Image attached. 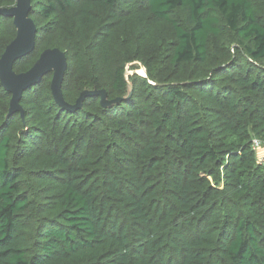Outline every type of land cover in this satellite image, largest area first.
Returning a JSON list of instances; mask_svg holds the SVG:
<instances>
[{
  "label": "trees",
  "instance_id": "trees-1",
  "mask_svg": "<svg viewBox=\"0 0 264 264\" xmlns=\"http://www.w3.org/2000/svg\"><path fill=\"white\" fill-rule=\"evenodd\" d=\"M30 18L17 73L58 48L66 102L123 101L67 112L48 75L9 116L0 84V264H264V0H32ZM15 37L0 17V59Z\"/></svg>",
  "mask_w": 264,
  "mask_h": 264
},
{
  "label": "water",
  "instance_id": "water-1",
  "mask_svg": "<svg viewBox=\"0 0 264 264\" xmlns=\"http://www.w3.org/2000/svg\"><path fill=\"white\" fill-rule=\"evenodd\" d=\"M32 0H16L15 6L1 8L0 17L13 20L16 29L15 39L6 47L0 59V84L11 95L9 116L20 114L24 117L21 105L26 91L40 85L44 78L52 75L51 92L55 103L63 110L76 113L84 108L88 98H99L105 109L120 104L123 99L110 101L105 90H86L81 93L75 104L66 102L63 93V84L68 70L66 53L58 48L44 50L33 67L27 72L17 73L15 64L21 59L32 55L36 51L37 27L30 18ZM143 77H146L143 71ZM130 89H132L130 85ZM132 91H130L131 96Z\"/></svg>",
  "mask_w": 264,
  "mask_h": 264
},
{
  "label": "rangeland",
  "instance_id": "rangeland-1",
  "mask_svg": "<svg viewBox=\"0 0 264 264\" xmlns=\"http://www.w3.org/2000/svg\"><path fill=\"white\" fill-rule=\"evenodd\" d=\"M134 74H139V75H143V70H131L128 71L127 76H132ZM51 79V77L49 78ZM262 151L264 152V143H263V147L258 151L259 153H262Z\"/></svg>",
  "mask_w": 264,
  "mask_h": 264
},
{
  "label": "built area",
  "instance_id": "built-area-1",
  "mask_svg": "<svg viewBox=\"0 0 264 264\" xmlns=\"http://www.w3.org/2000/svg\"><path fill=\"white\" fill-rule=\"evenodd\" d=\"M253 147H254L255 150L261 149L262 143L260 141H258V140H255Z\"/></svg>",
  "mask_w": 264,
  "mask_h": 264
}]
</instances>
